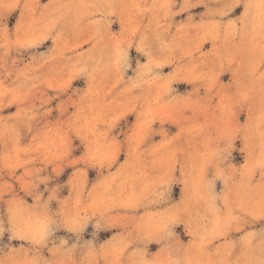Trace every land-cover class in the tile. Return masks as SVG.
Returning a JSON list of instances; mask_svg holds the SVG:
<instances>
[{
    "label": "clouds",
    "instance_id": "clouds-1",
    "mask_svg": "<svg viewBox=\"0 0 264 264\" xmlns=\"http://www.w3.org/2000/svg\"><path fill=\"white\" fill-rule=\"evenodd\" d=\"M0 264H264V0H0Z\"/></svg>",
    "mask_w": 264,
    "mask_h": 264
}]
</instances>
